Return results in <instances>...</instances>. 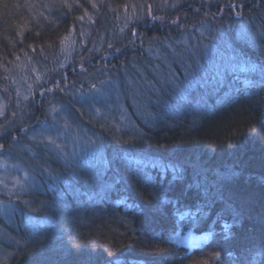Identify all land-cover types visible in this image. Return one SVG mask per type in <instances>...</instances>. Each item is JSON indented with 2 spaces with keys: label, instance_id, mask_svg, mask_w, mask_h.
Listing matches in <instances>:
<instances>
[{
  "label": "trees",
  "instance_id": "obj_1",
  "mask_svg": "<svg viewBox=\"0 0 264 264\" xmlns=\"http://www.w3.org/2000/svg\"><path fill=\"white\" fill-rule=\"evenodd\" d=\"M65 76L72 104L39 109ZM3 103L36 183L0 264H264V0H0ZM71 130L78 160L49 145ZM188 230L207 239L165 238Z\"/></svg>",
  "mask_w": 264,
  "mask_h": 264
},
{
  "label": "rangeland",
  "instance_id": "obj_2",
  "mask_svg": "<svg viewBox=\"0 0 264 264\" xmlns=\"http://www.w3.org/2000/svg\"><path fill=\"white\" fill-rule=\"evenodd\" d=\"M232 11L234 9L231 6ZM176 21H167V24L174 25ZM206 25L201 26V32H208L206 29ZM189 42L188 38L185 40V44ZM191 44V43H188ZM187 44V45H188ZM187 48V47H186ZM86 52L85 56H81L78 60V62L75 61L72 70L74 68L75 71L72 73H80L83 70H85L87 64L89 63L87 61V56L90 50H85L83 53ZM112 55L110 53L104 54L102 56V59H109L111 60ZM244 72H252V69L244 68ZM74 79L75 75H70ZM70 79L69 76H65L64 78L60 79L57 85L53 88H49L47 91L43 90L40 92V98L41 100L37 102V106L39 105V109L42 107L51 106V111H49V114L56 110V108H61L64 105H71L72 103L67 98V91L70 85H73L74 80ZM109 89H115L116 85L113 84L112 86L108 87ZM6 104L3 103L0 106V111H4L6 109ZM118 117V115H117ZM13 118V116L9 115L6 117L5 121L0 122V215L8 216L10 211H12V201L14 200L13 197L19 196L22 192L30 190L29 188H33L35 185V179L33 176L28 172L25 167L20 162L9 160L7 156L2 155V147L4 144H6L5 137L10 131V120ZM119 119L125 120L124 115L119 116ZM19 127L12 128V130H18ZM61 135V132L59 133ZM52 136H56V134L53 132L51 134ZM38 136V135H36ZM82 133H79L77 131L71 130L69 133L65 135L64 145H58L59 143L56 142L54 137L53 139H50L54 141L55 143H52V141H49V145L51 148L64 155L69 160H78V158H81L82 155H85L88 149L90 148V145L88 142H85L82 137ZM15 137V136H14ZM40 139L46 140L49 139V136L45 137H39ZM5 141V142H4ZM6 222L8 221V218H6ZM208 233H201V234H194L190 230L186 231L185 233H170L167 238L171 240L172 242H175L177 244L187 245L188 246H201L204 241L207 239ZM9 258V253L2 250L0 248V261L5 260Z\"/></svg>",
  "mask_w": 264,
  "mask_h": 264
},
{
  "label": "bare ground",
  "instance_id": "obj_3",
  "mask_svg": "<svg viewBox=\"0 0 264 264\" xmlns=\"http://www.w3.org/2000/svg\"><path fill=\"white\" fill-rule=\"evenodd\" d=\"M110 86H111V85H110ZM110 86H109V87H110ZM105 88L108 89V90H111V89H109L107 86H105ZM100 90H101V88L98 90V92H99ZM99 98H100V97H99ZM167 237H168V236H167ZM167 237H165V238H166L167 240H169V238H167Z\"/></svg>",
  "mask_w": 264,
  "mask_h": 264
},
{
  "label": "snow or ice",
  "instance_id": "obj_4",
  "mask_svg": "<svg viewBox=\"0 0 264 264\" xmlns=\"http://www.w3.org/2000/svg\"><path fill=\"white\" fill-rule=\"evenodd\" d=\"M239 15V13H237ZM0 114H2V112H0Z\"/></svg>",
  "mask_w": 264,
  "mask_h": 264
}]
</instances>
